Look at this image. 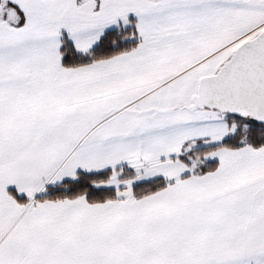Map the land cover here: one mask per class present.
I'll return each mask as SVG.
<instances>
[{"label":"snow or ice","instance_id":"obj_1","mask_svg":"<svg viewBox=\"0 0 264 264\" xmlns=\"http://www.w3.org/2000/svg\"><path fill=\"white\" fill-rule=\"evenodd\" d=\"M0 264H264V0H0Z\"/></svg>","mask_w":264,"mask_h":264}]
</instances>
